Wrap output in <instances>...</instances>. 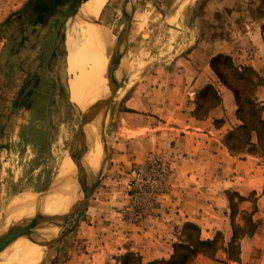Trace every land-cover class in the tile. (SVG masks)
Masks as SVG:
<instances>
[{"label": "rangeland", "instance_id": "rangeland-1", "mask_svg": "<svg viewBox=\"0 0 264 264\" xmlns=\"http://www.w3.org/2000/svg\"><path fill=\"white\" fill-rule=\"evenodd\" d=\"M85 1L0 0V232L5 226L30 223L29 218L8 220L6 210L14 197L29 192L48 194L58 187L65 190L61 173L71 161L72 145L88 126L83 115L93 109L87 75L91 68L70 58L68 43L71 21L87 13L89 0ZM97 17L93 37L105 58L100 79L107 82L105 76L113 65L112 78L117 84L108 113L99 115L96 136L93 129L86 132L88 146L91 138H100L103 157L81 205L72 202L70 211L64 212L66 217L55 223L44 221L46 230L51 226L47 238L40 239L44 252L37 264H92L89 258L94 256L96 264H143L134 252L113 250L110 241L119 244L121 236L132 231L127 226H140L142 221L153 224L146 218L159 198L171 190L170 165L150 143L152 136L165 132L163 128L151 130L163 124L153 121L154 109L146 103L169 96V92L157 93L160 86H187L184 109H179L185 116L192 112L205 119L216 110L213 123L203 124L211 131L205 133L214 139L205 135L204 141L231 150L238 161L236 175L242 174L246 163L251 167L247 179L264 184V109L256 95L264 77L247 63L256 46H233L232 35L239 37L250 20L254 24L250 31L260 34L261 27L264 36V0H105ZM106 54L112 56L110 60ZM77 71L87 80L89 102L72 94ZM132 94L138 98L135 109L125 104ZM170 95L174 100L179 97V93ZM153 158L166 168L167 185L151 195L156 183L147 167ZM78 174L76 180L82 173L79 178ZM243 186L244 191L249 187ZM236 192L231 191L226 209L233 213L237 237L258 224V234L241 240V261L264 264V199L259 201L254 193L244 198ZM219 206V210L224 207ZM256 206L260 210L255 213ZM205 215L212 220L209 225L201 221L204 234L194 223H179L173 229L175 245L188 238L195 244L197 237L207 241L211 238L206 237L207 230H213V237L219 231L213 243L203 245L199 253L185 246L175 255L174 247L170 257L164 254L153 264H232L228 257L240 248L237 243L228 244L231 220L211 209ZM164 222L167 228L170 220ZM18 236L13 237V244ZM44 242L50 244L45 247Z\"/></svg>", "mask_w": 264, "mask_h": 264}, {"label": "crops", "instance_id": "crops-1", "mask_svg": "<svg viewBox=\"0 0 264 264\" xmlns=\"http://www.w3.org/2000/svg\"><path fill=\"white\" fill-rule=\"evenodd\" d=\"M252 25L254 24H251L250 20L247 21L243 26L244 30L239 32V37L243 38L242 43H240L241 41H239L237 34H232L234 37L233 46L236 44H243L245 46L247 44H251V46L255 45L256 51H254L253 56L249 58L250 60L247 63L257 71H262L264 77V36L261 27L259 29L260 34L256 31L253 34L250 31L253 27ZM260 82L256 95L264 109V78ZM158 89L157 93H162V91L164 93L169 92V96L163 97L162 100L153 97L155 102L151 104L148 101L146 103L154 109L153 116H150L153 121L163 124L162 127L155 125L151 130L158 131L163 128L165 132L152 136L150 143L151 149L157 150L159 155L170 165L168 181L171 184V190L159 198L155 209L146 218L145 221H153V224H144L142 221V225L140 226H127L132 231L130 233L126 231L121 236L122 241H118L119 244L114 240L110 241L111 244L114 243L115 247L113 250L134 252L140 256L143 264L153 262L156 258L165 257L164 254H168L169 256L166 257H170L174 251L177 239V233L173 229L177 228L179 223L190 222L197 225L204 234V227L201 221L206 222L207 225L210 224L209 219L211 217L205 215V213L211 209L217 215L222 212L224 218L228 216L231 220L233 232L228 244L234 241L239 245L240 249L238 259L228 257L230 263L248 264L247 261H241V240L246 236L258 234L257 221L254 220L257 224L254 231L243 233L241 234L243 236L239 235L237 237L234 230L235 225L233 226V223H235L233 213L229 209H226V207L228 204L230 205L229 195L231 191L235 193V190L240 197L246 198L248 194L254 193L259 197V201H262L264 199V184H252V180L247 179L250 177L251 167L246 166V163L242 166V174L238 173L236 175L238 161L230 153L231 150H226L225 146L222 149V145H213L212 140H209L208 143L204 141L203 136L205 135L209 139H214V137L209 136L210 129L204 128L203 124L213 123L214 119H216L214 118V111L216 110L213 109L205 119L194 116L192 112L185 116L187 113L181 112L179 109H184L182 100L187 97V86L183 83L171 87L160 86ZM173 93H179L180 99L178 97V99L174 100L175 97L170 95ZM167 98L170 100H167ZM136 100L138 98L132 94L125 104L127 107L135 109L136 106L133 103ZM179 101H181L180 104L178 103ZM156 109L161 110V112H156ZM162 118L164 121L161 120ZM206 130L209 131L208 134L205 133ZM119 156L123 157L122 155ZM241 162L242 160H239V164ZM238 171L240 172V170ZM246 184L249 187L244 191L243 185ZM219 205H223L224 207L219 210ZM258 209L260 210V207L257 208L256 206L254 212L256 213ZM211 215H214V213ZM166 219L170 220L167 223V228L161 223ZM171 220H175L176 222H171ZM206 232L208 234L206 237H211L206 240L215 241V237L219 234L218 231L216 232L217 235L213 237L215 235L213 230H207ZM110 251L109 248L105 250L107 256ZM95 259V256L93 259L90 257L89 261L92 264H96L94 262Z\"/></svg>", "mask_w": 264, "mask_h": 264}, {"label": "bare ground", "instance_id": "bare-ground-1", "mask_svg": "<svg viewBox=\"0 0 264 264\" xmlns=\"http://www.w3.org/2000/svg\"><path fill=\"white\" fill-rule=\"evenodd\" d=\"M104 1L105 0H89L86 7L87 13L83 12L84 14L82 13V16L80 15L79 18L71 21L72 23H69L70 26L68 27L70 58L85 69L87 68L86 64H88L92 71H88L87 75L89 78V88L93 109L84 113V120H87L89 116H91L98 109H100V107H102L103 102L101 95L104 94L105 96L106 93L109 92L107 82L105 81L104 83V80L101 81L100 79V75L104 74L105 58L96 48V41L93 37L95 19L98 18L97 15L100 12V6ZM107 56L109 60L111 59L110 57H112L110 54ZM105 77L107 78V76ZM95 82H98V86H96ZM87 87V80L79 71L73 79V96L81 101L87 100L89 102ZM93 132L96 136L94 128L92 130V133ZM89 142V148L87 149L85 154L80 157V159H78L77 161H73L71 159L70 162H67L65 164L61 173V176L65 177V190H60L58 187L56 188V190H53L54 193L52 192L48 194H40L34 192L22 193L21 195L14 197L10 201L9 208L7 207L9 210H6V212L8 211V215H10L8 220L14 219V221H20L21 219L29 218L31 221H33L36 227L33 226L31 230L27 231H23L22 229L20 230L22 233H20L18 239H16L17 244H12V248L9 249V251L4 252V254L6 255L2 254V256L0 257V264H37V262L42 259L41 251L43 255L44 247L40 245V239L42 238L43 240L44 235L45 238H47L51 226L49 224L47 227L48 229L46 230V224H43L45 221L43 220V216H45V214H53L54 212H68V209L70 208L72 202L80 206L82 201L81 199L83 198L84 192L88 188L89 181H91L92 176L100 168L101 159L103 157L102 142L99 137H96L95 139L91 138ZM79 171L80 173H82L80 175V186L79 179L76 180V173H78ZM70 174H72L73 176L71 177ZM59 190L62 191V196L59 193ZM86 197H88V195H86ZM78 206L75 207L77 208ZM40 215H42V218ZM67 215L68 214H65V217ZM5 223L7 224V221H4V223L2 224L3 227L5 226ZM24 223L26 222L24 221ZM39 224H41L40 228L38 227ZM13 226H16V224ZM37 227L40 229L39 231ZM15 235L16 231L13 229L12 225L7 227L5 226L1 229L0 232V236L2 238L6 237L7 239L10 238L13 240V237Z\"/></svg>", "mask_w": 264, "mask_h": 264}, {"label": "water", "instance_id": "water-1", "mask_svg": "<svg viewBox=\"0 0 264 264\" xmlns=\"http://www.w3.org/2000/svg\"><path fill=\"white\" fill-rule=\"evenodd\" d=\"M51 1L53 3L54 0H51ZM87 1L88 0H86L85 3ZM79 12L77 13V15L80 14ZM107 85L109 87V92H107L106 95L102 97V102H103L102 107H100V109H98L95 113H93L91 116H89L87 120H85V122L88 124V126L86 127V130H83L82 134L80 136H78V138L75 140L74 144L72 145V150H71L69 156L71 157V159L73 161H77L78 159H80V157L83 156L88 149V145L86 144V138H87L86 132H90L93 128H95V126L97 125V122L99 120L98 119L99 115L101 113L106 115L110 109L111 103H112L113 98L115 96V93L117 91V84L114 83L113 78H112L111 66L109 68V74L107 75ZM79 173H80V171H79ZM70 208H71V206H70ZM40 216L42 218V215H40ZM64 216H65V213L64 214L56 213V214H50V215L48 214L47 216L45 214V216H43V218H44L43 220L48 221L49 223H55V221L58 218L64 217ZM33 226L36 227V225H34L33 221L30 220V223L28 225H25L22 227L21 226H13V229L16 231V235H17V234L22 233L19 230L20 228L23 231H27V230H31L33 228ZM14 241L15 240H11V239L5 240L4 238H2L0 236V257L2 256V254H4V252H7V251H9V249L12 248V244ZM44 244L46 247L50 243L44 242Z\"/></svg>", "mask_w": 264, "mask_h": 264}, {"label": "built area", "instance_id": "built-area-1", "mask_svg": "<svg viewBox=\"0 0 264 264\" xmlns=\"http://www.w3.org/2000/svg\"><path fill=\"white\" fill-rule=\"evenodd\" d=\"M145 166L141 168L144 170ZM150 169V177H153V181L156 183L155 187H152L151 195L157 194L158 191L166 188V168L155 158L151 159V166L147 167Z\"/></svg>", "mask_w": 264, "mask_h": 264}, {"label": "trees", "instance_id": "trees-1", "mask_svg": "<svg viewBox=\"0 0 264 264\" xmlns=\"http://www.w3.org/2000/svg\"><path fill=\"white\" fill-rule=\"evenodd\" d=\"M262 121H264V119H262ZM208 243L209 244L213 243V240H207V241H205V240H201L200 238L197 237V244H195V243L189 242V238H188L187 242H182L181 244H176L175 245V252L176 253H174V254L176 255L179 252V248L185 247V246H187L191 252H193V253H195V252L196 253H199L200 250L203 249V245L208 244ZM233 244H235L234 241L231 242V245H233ZM175 255H173L171 258H174ZM232 255H233V253L230 255V257L232 259H238V257H239V250L233 256ZM154 262L155 261L150 262L148 264H153Z\"/></svg>", "mask_w": 264, "mask_h": 264}]
</instances>
